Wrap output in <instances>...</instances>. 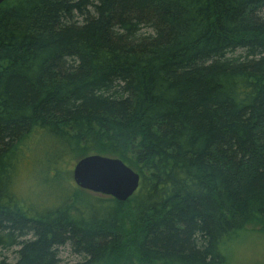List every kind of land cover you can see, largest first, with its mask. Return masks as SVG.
<instances>
[{
	"label": "trees",
	"instance_id": "obj_1",
	"mask_svg": "<svg viewBox=\"0 0 264 264\" xmlns=\"http://www.w3.org/2000/svg\"><path fill=\"white\" fill-rule=\"evenodd\" d=\"M82 154L121 159L135 193L67 185ZM26 166L49 203L21 197ZM263 220L264 0L0 4V264H223Z\"/></svg>",
	"mask_w": 264,
	"mask_h": 264
},
{
	"label": "rangeland",
	"instance_id": "obj_2",
	"mask_svg": "<svg viewBox=\"0 0 264 264\" xmlns=\"http://www.w3.org/2000/svg\"><path fill=\"white\" fill-rule=\"evenodd\" d=\"M86 155L74 156L67 158L61 162V176L62 180L67 185H75L72 179V170L75 162ZM32 160V159H31ZM18 191L21 192L23 199H28L30 202H46L49 203L51 198L59 194L60 190L54 192L51 189H43L40 179H36V173L31 174L28 167L19 172ZM76 186V185H75ZM82 192L93 194L90 191L83 190ZM95 195H100L96 194ZM93 194V195H94ZM128 209V206H125ZM126 218V217H125ZM6 261H12L14 258L11 250H0ZM116 255V254H115ZM112 255L109 259L105 260L102 264H169V263H141L138 258L131 253V249H124L120 252V257ZM225 261L223 264H264V220L255 223H247L246 226L238 231L227 242L225 248ZM59 257L64 264H72L80 261L81 257L72 253L67 246L60 249ZM2 258H0L1 260Z\"/></svg>",
	"mask_w": 264,
	"mask_h": 264
},
{
	"label": "water",
	"instance_id": "obj_3",
	"mask_svg": "<svg viewBox=\"0 0 264 264\" xmlns=\"http://www.w3.org/2000/svg\"><path fill=\"white\" fill-rule=\"evenodd\" d=\"M72 179L82 190L124 202L137 190L140 176L119 158L89 154L75 162Z\"/></svg>",
	"mask_w": 264,
	"mask_h": 264
}]
</instances>
